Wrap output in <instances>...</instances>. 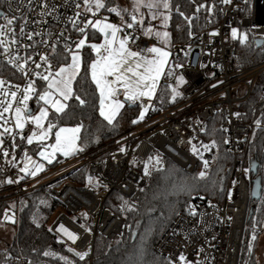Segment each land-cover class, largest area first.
I'll return each mask as SVG.
<instances>
[{
	"label": "built area",
	"instance_id": "built-area-1",
	"mask_svg": "<svg viewBox=\"0 0 264 264\" xmlns=\"http://www.w3.org/2000/svg\"><path fill=\"white\" fill-rule=\"evenodd\" d=\"M79 2L80 11L83 12V0ZM11 3L12 10L2 0V14H24L29 20L26 31L42 32L43 39L48 40L50 45L59 40L61 47H58V51H63L62 45L69 37L71 41L81 38L71 24L67 23V18L76 11L74 0H47L48 10L55 6L56 11L42 18L38 16L41 8L37 0H32V11H27V0H11ZM17 8L20 9L19 12L16 11ZM245 12L248 15L243 17ZM100 15L101 13L98 17ZM40 19L46 22L32 23ZM239 20L251 29L254 41L258 37L264 38V0H248V3L245 0H231L229 4L223 3L217 23L208 20L199 33L191 34L187 41L170 47L172 61L176 60L177 65L182 67H175V73L169 82L176 81L180 76L185 80L178 87V92L181 93L179 99L167 107L160 106L155 99L149 101L142 98L137 101L134 104L140 106V111L142 104L150 105L145 118L107 143L62 159L42 174L27 176L19 183L12 184H8L7 180L11 178L15 181L23 175L19 172L23 165V150L27 149L30 155V148L25 146L17 154L15 150V166L8 164L0 155V173L5 180L4 189L0 190V200L12 198L20 203L26 194L44 188L46 195L58 202V208L49 222V229L75 251L83 252L90 248L89 255L92 257L97 234L113 242L122 238L127 229L126 219L105 205L110 193L116 191L126 198L134 199L148 184L144 166L136 167L132 161L145 164L156 153L171 159L189 174L205 171L202 159L191 153L189 139L195 136L192 143L211 144L213 140L206 138L204 134L218 114L222 118L221 129H227V132L222 133L229 141L226 147L233 157L226 195L218 202L202 194L194 198L189 205L195 207L196 215L189 214V205L178 211L156 242L154 250L165 260L169 256L176 260L183 253L189 261L199 264H242L247 225L254 201L251 151L258 130L264 128V87L250 110L244 104L256 89L258 78L264 71V61L241 68L234 65V45L230 40V33ZM111 21L121 23L117 17L111 18ZM3 22L0 19V23ZM19 24L18 21L17 32ZM214 30L219 35L210 37L209 33ZM61 32L64 33L63 36L59 35ZM34 40L39 41L41 37H34ZM22 43L32 44L33 41L23 40ZM137 43L140 48L156 44L147 37H141ZM17 47L11 45V52L15 53ZM36 50L51 56L50 47L37 44ZM20 54H24L23 48L20 49ZM35 59L39 62L38 56ZM52 63L54 69L58 68L57 58ZM28 67L31 69L33 65L29 64ZM0 79L13 85L18 84L21 88L26 83L21 73L7 63L2 50ZM33 79L36 80L38 92L39 84L44 81L35 77ZM33 99L29 101V107L32 106ZM234 113L241 115L237 117ZM257 120L261 121L259 127ZM197 121L201 123L198 124ZM201 127L206 131H201ZM33 128L31 122L26 124L23 135ZM8 146L9 142L6 141L5 147ZM122 147L125 152L120 151ZM216 153L217 147L203 153V159L209 161V167ZM8 159H11V152ZM244 169L250 171L245 173ZM76 173L82 174L84 182L74 176ZM89 176L93 178L91 183ZM61 223L69 232L77 235L75 241L56 230ZM81 225L92 228L91 232L85 231V227ZM0 264L28 263L17 246L15 252H9L0 259ZM89 264H92V259Z\"/></svg>",
	"mask_w": 264,
	"mask_h": 264
},
{
	"label": "snow or ice",
	"instance_id": "snow-or-ice-1",
	"mask_svg": "<svg viewBox=\"0 0 264 264\" xmlns=\"http://www.w3.org/2000/svg\"><path fill=\"white\" fill-rule=\"evenodd\" d=\"M8 8L12 10L11 0H5ZM76 11L74 15L67 18V23L71 24V27L80 35V39L71 41L70 37L62 45L65 55L61 56V52L58 51V47H61L59 40L56 43L49 44L48 40L43 39V33L39 31H26L29 26V20L24 14L20 15H8L0 14V19L4 22L0 23V50L7 57V63L17 69L21 75L25 78L26 83L21 88L20 85H13L10 82H6L4 79H0V155L3 156L8 164L15 166L16 155L15 149L20 147L17 144V138L19 137L21 142L26 140L27 145H32L34 141L40 142L43 147L39 151V155L49 163L55 157L56 153H62L64 156H69L74 153L83 151L78 147L77 140L79 139L80 127L75 128H59L55 132V142L52 144H43L53 134V129L56 127L51 120H49L48 105L55 110L56 114L64 113L67 108L66 101L70 100L73 96V83L77 79L80 73L83 56L82 49L87 45L92 51L96 53V58L90 63L89 71L91 73V79L95 83L99 90V114L104 118L109 125H113L116 120L120 109L124 107V103L118 99H114L117 93V85L124 89L123 95L127 101L133 104L137 101H141L142 98H147L149 101L155 96L157 90V84L161 76L165 73V68L169 64V57L172 53L166 49V47L151 46L147 48H140L137 41L141 37L152 38L155 37L160 43L167 46L170 44L171 34L164 30L154 28L152 21L160 19L161 27L167 29L171 20L172 4L171 0H132L131 11L126 7L117 5H110L106 0H83V12L80 11L81 4L79 0H74ZM191 3H195V0H190ZM224 4H229L231 0H222ZM29 5L27 11H32V0H27ZM41 10L38 16L41 18L46 15H51L56 11L55 6L51 10H48L49 5L47 0H37ZM248 3V0H245ZM216 5L214 3L202 2L196 4L195 13L192 17L186 16L184 12L180 11L179 6L176 7L177 13L183 17L189 27H191L192 20L196 18V13H200L201 10L205 11L209 15H212ZM142 9H147V15ZM164 9L166 11H161ZM104 10L109 14H114L121 21L120 24L110 22L108 17L99 18L98 14ZM20 11L19 8L16 9ZM91 14V15H89ZM82 17H84L82 19ZM128 17V19H125ZM55 19V18H54ZM147 19V24L145 23ZM19 24V32L16 31V23ZM43 19L34 20L32 23L40 24L45 23ZM95 36L97 33L103 37L102 43H88L89 32ZM191 35V32L189 33ZM51 35V34H49ZM63 36L64 33L59 34ZM219 35L217 30L209 33L210 37ZM41 37V40L36 41L34 37ZM231 36L233 39L239 40L242 44H247L249 36L246 32L241 33L238 29H231ZM23 40L33 41L32 44H24ZM211 42V41H210ZM42 44L45 47H50L51 56L49 53H40L36 50V45ZM11 45H17L15 53L10 50ZM136 50H133V48ZM23 48L24 54H20V49ZM29 49H32L30 52ZM187 56L188 53L186 52ZM39 57V62L35 57ZM60 57L64 61H69L61 64L58 68H53L52 60ZM29 64L33 65L29 69ZM203 66V65H202ZM175 67H182V65H175ZM168 75H172V71L169 70ZM33 77L38 78L40 81L46 82V88L42 92H37L36 80ZM112 79H109V78ZM178 83H184V77L177 78ZM222 83V82H221ZM7 84V86H6ZM216 87V85H213ZM173 101L181 95L175 87L171 89ZM19 93V96H18ZM36 97V106L38 112H34L29 107V101ZM81 104L85 101L79 96H76ZM43 102L41 105L40 102ZM142 110L136 120L132 123H138L145 118L146 113L149 110V106L141 105ZM233 115L239 117L240 113H234ZM58 118V117H57ZM48 120L47 127L44 125V121ZM31 122L35 125L36 130H33L30 135L24 136L23 130ZM198 124L201 122L197 121ZM257 127L260 126L261 121H256ZM38 130V131H37ZM193 131H195L193 129ZM201 131H206L204 127H201ZM221 131L227 132V129H221ZM196 137L193 136L189 139L191 145L190 151L193 155L199 156L203 161L205 171H200L197 176L192 177V180L197 179L204 180L208 176L206 171L209 167V161L203 159V153L211 151L212 148L217 147L216 141L213 140L211 144H204L200 142L199 145L192 143ZM6 141L9 142V146L5 147ZM225 140V143H228ZM50 149V151H49ZM121 152H125L122 147ZM11 152V159H8ZM23 167L19 168V172L23 173L17 180L9 178L8 184L19 183L27 176L36 177L38 173L43 171V164L37 163L28 154L27 149L23 150ZM154 165L156 171H160L162 168V160L159 155L155 157H149L148 161L144 164V174L150 176L151 172L149 165ZM254 166V165H253ZM245 173H248L250 169H244ZM92 177L89 176V183L92 182ZM236 183L235 181L233 182ZM195 185L187 182L180 186V191H185L189 195L195 191ZM223 191V188H220ZM259 194V188L253 193ZM229 199H231V193L229 192ZM122 200L121 210L134 211V205L129 204L127 201ZM13 209L15 205L11 206ZM189 214L196 215L195 207L189 205ZM86 215V214H85ZM15 213L12 212L9 215V210L4 212L3 219L5 221L15 223ZM139 225V222H137ZM81 227H85L81 225ZM131 230L130 225H125ZM58 232H62L68 236L69 239L75 241L78 237L76 234L71 233L65 228L64 224L58 225ZM51 232L52 229L50 228ZM85 231L91 232L90 228L85 227ZM154 229L151 225L145 227L144 232L139 234V243L136 245L135 252L130 255L124 264H147L145 256L147 254V243L152 238ZM175 234V233H174ZM257 235L255 230L251 236V242L248 245L249 251L253 248V243L256 241ZM70 252H74L80 260H85L89 256L91 249L79 252L69 248ZM202 251V249H201ZM45 256H55L56 253L51 251H45ZM155 255V253H153ZM61 260L66 261V264H72L67 261V258L60 256ZM152 264H157L154 260ZM167 264H199V262L189 261L187 257L181 253L176 260H173L171 256L167 258Z\"/></svg>",
	"mask_w": 264,
	"mask_h": 264
},
{
	"label": "trees",
	"instance_id": "trees-1",
	"mask_svg": "<svg viewBox=\"0 0 264 264\" xmlns=\"http://www.w3.org/2000/svg\"><path fill=\"white\" fill-rule=\"evenodd\" d=\"M106 2L110 5L118 4L121 7H125L122 0H106ZM202 2L214 3L216 5L213 14L209 15L201 10L200 13L195 14L196 18L192 20L191 27H189L188 22L177 13L176 7L179 6L180 11L184 12L186 16L192 17L195 13L196 4ZM171 4V20L167 29L171 34L170 46H173L177 43L187 41L190 37V32L191 34L199 33L205 28L208 20L217 23L220 20V9L223 2L222 0H195V3H191L190 0H171ZM0 8H2V0H0ZM101 13L109 14L104 10ZM109 15L111 18L116 17L114 14ZM125 19H128V17H125ZM101 39V34L97 33L93 36L91 31L89 32V44L97 43ZM232 43L234 45L232 61L236 67H247L264 61V42L258 46L253 40L252 32L250 33V40L247 44H242L237 39H234ZM60 52L61 56L65 55L63 51ZM82 56L83 64L77 79L73 83V96L66 102L68 105L67 108L64 113L56 114L55 111H52L49 114V120L53 123H58V125H80L79 147L83 151L74 153L73 155L105 144L114 137L127 131L134 125L132 121L140 113V106L138 104L128 102L116 117L113 125H109L99 114V90L91 79V73L88 67L91 61L95 59V53L86 45L82 49ZM66 62H70V59L69 61H64L62 58L57 57L58 67ZM173 65L174 67L177 65L176 60L173 61ZM263 87L264 71L258 78L256 89L252 96L244 104L246 109L250 110L252 108L259 91ZM44 88H46V82L40 83L38 92L44 90ZM171 89L172 87L167 84L161 86L159 94L155 99L160 106L167 107L171 104ZM76 96H79L85 103L81 104L76 99ZM32 107L33 110L37 108L36 97L32 101ZM221 120L220 115H215L208 130L204 134L206 138L215 140L217 144V160L209 169L206 179L193 181L192 177L197 176L198 173L189 174L171 159L159 155L162 160L161 170L156 171L154 165L151 164V175L148 176V184L137 198L129 199L116 191L110 193L105 205L115 213L124 217L127 225L131 226V230L127 227L125 235L113 242L97 234L92 264H124L128 257L135 252L136 245L139 243V234L143 233L145 227L149 225L152 226L154 232L152 238L146 245L147 254L145 261L147 264H152L154 260L157 264H167V260L155 252L154 246L174 215L178 211L185 209L200 194L212 201L218 202L217 196L222 194L226 189L229 180L228 175L230 174L228 167L233 164V157L226 147V137L221 131ZM27 135L28 133H24V136ZM16 142L20 145V147L15 149L16 153L25 146H29L31 150H35L36 148V145H27L26 140L21 142L18 138ZM251 157L258 162L257 172L253 176L262 177L263 188L260 199L254 200L252 203L247 225L245 252H243L242 257L243 264H258L255 252L253 250L249 251L248 245L254 230L256 235L261 233V226L264 220V128L259 129L256 134ZM61 160L54 162L50 168L56 166ZM74 176L81 182H84L81 173H76ZM185 182L195 185L196 190L191 195L185 191H180V186ZM221 187L223 191H220ZM121 197L129 204L134 205L135 210H121ZM13 204L16 209L14 199L0 200V219L4 216L6 209H12L11 206ZM18 207L19 215L16 237L7 249L0 251V259L9 252H15L18 246L28 264H66V261L61 260L60 256L66 257L67 261L72 262V264H89L90 255L85 260H80L75 253L68 250L69 247L56 234L49 231V222L58 208V202L46 195L44 188H39L26 194L21 199ZM137 222H139V225ZM45 251L54 252L56 255L45 256L43 254Z\"/></svg>",
	"mask_w": 264,
	"mask_h": 264
},
{
	"label": "rangeland",
	"instance_id": "rangeland-1",
	"mask_svg": "<svg viewBox=\"0 0 264 264\" xmlns=\"http://www.w3.org/2000/svg\"><path fill=\"white\" fill-rule=\"evenodd\" d=\"M122 2H124V4H125V7L126 8H128L130 11H131V7H132V0H122ZM142 11H144L145 12V14L147 15V9H142ZM161 11H166V10H164V9H161ZM248 15V13L247 12H245L244 14H243V17L244 16H247ZM105 16H107L108 17V19H109V21L110 22H113V21H111V17H110V15L109 14H107V13H101V15H100V17L99 18H103V17H105ZM242 17V18H243ZM113 23H115V22H113ZM145 23L147 24V19H146V21H145ZM152 25L154 26V28H156V29H159V30H161V31H164V30H166V31H168V29H163L162 27H161V20L160 19H157V20H154V21H152ZM236 29H238L241 33H244V32H246L247 34H248V36H249V40H250V33H251V29L248 27V26H246V25H244L243 23H242V20H239V22H238V24H237V26L235 27ZM169 32V31H168ZM151 39H153L156 43H159L160 45H163L162 43H160L155 37H152ZM230 39L233 41L234 39L232 38V36H231V33H230ZM236 40V39H235ZM248 40V41H249ZM171 45V40H170V44L169 45H167V46H165V45H163V46H165V47H172V46H170ZM172 71H173V74L175 73V67H174V65L172 66ZM43 90H41L40 92H42ZM67 102V101H66ZM41 105H43V102L41 101ZM48 107V109H49V114H50V112H52V111H55L54 109H52L51 108V106L50 105H48L47 106ZM30 108L31 109H33V107L32 106H30ZM34 112H38V108H35L34 109ZM53 123V122H52ZM47 124H48V120H46V121H44V125H45V127H47ZM55 125H56V127L53 129V134L49 137V139L48 140H46V141H44L43 142V144H52V143H54L55 142V132L56 131H58L59 130V128H61V127H64V128H75V127H80V125H58V123H54ZM34 125V124H33ZM80 129H81V127H80ZM33 130H36V128H35V125H34V128H33ZM32 130V131H33ZM31 131V132H32ZM38 131V130H37ZM81 131V130H80ZM31 132H28V135H30L31 134ZM79 137H80V132H79ZM210 139V138H209ZM32 145H36L35 147V150H31V148H30V151H31V154H30V156L32 157V159L33 160H35L37 163H39V164H43V166H44V169H43V171H41L40 173H38L37 175H40V174H42L44 171H46L47 169H49L50 168V166L54 163V162H56L57 160H60V159H64V158H67V157H69V156H71V155H69V156H64L62 153H56L55 154V157L52 159V162L51 163H49L48 162V160H45L43 157H41L40 155H39V151L41 150V148L43 147V145L40 143V142H38V141H34L33 142V144ZM77 145H78V147H79V139L77 140ZM29 147V146H28ZM24 148V147H23ZM20 151H21V149H20ZM20 151H18V153L20 152ZM49 151H50V149H49ZM17 154V153H16ZM73 155V154H72ZM158 154H156V153H154V155L152 156V157H155V156H157ZM216 156H217V153H216ZM216 160H217V157H215V159H214V161H213V163H212V165H214V163L216 162ZM132 163L136 166V167H139V168H141V167H143L144 166V164H141V163H139V162H136V161H132ZM212 165L206 170L207 172L209 171V169L212 167ZM150 166H151V164L149 165V169H150ZM22 167H23V165H22ZM230 168H231V165L228 167V171H229V173L231 174V171H230ZM230 174L228 175V179H230ZM2 175V174H1ZM2 177H3V179H4V176L2 175ZM0 179H1V177H0ZM5 182V180L2 182V183H0V190L1 189H4V183ZM228 182H229V180H228ZM227 185H228V183H227ZM227 185H226V187H227ZM226 193V189L222 192V194H219L218 196H217V200H219V201H222L223 200V198L225 197V194ZM215 195H216V193H215ZM9 199H12V198H9ZM49 200H51L50 198H49ZM15 203H16V209L14 208H12V209H8L9 210V215H11L12 214V212L14 211V213H15V216H14V219H15V222L16 223H11V222H8V221H5L4 219H3V217L0 219V251L1 250H5V249H7L8 248V246H10V244H12L13 243V240H14V238L16 237V231H17V222H18V215H19V211H18V205H19V202H17V201H15ZM54 215V214H53ZM91 230H92V228H90ZM261 233L260 234H258L257 235V239H256V241H254V242H252L253 243V248L251 249V250H253L254 252H255V257H256V260H257V263L258 264H264V220H263V222H262V226H261ZM251 236H252V234H251ZM251 242V238H250V241H249V243ZM244 252H245V250H244ZM1 253V252H0ZM74 253V252H73ZM90 259H93V256L91 257L90 256ZM90 263V262H89ZM243 264V263H242Z\"/></svg>",
	"mask_w": 264,
	"mask_h": 264
},
{
	"label": "crops",
	"instance_id": "crops-1",
	"mask_svg": "<svg viewBox=\"0 0 264 264\" xmlns=\"http://www.w3.org/2000/svg\"><path fill=\"white\" fill-rule=\"evenodd\" d=\"M102 42H103V37H102L101 41H99V42H97V43H102ZM155 46L165 47V46H163V45H160L159 43H156ZM166 49L170 51V47H166ZM133 50H134V48H133ZM94 53H95V52H94ZM95 58H96V53H95ZM172 66H173V61H172V57L170 56V57H169V64L166 66V68H165V73L161 76V78H160V80H159V82H158V84H157L156 94H155V96H154L152 99H156V98H157V96H158V94H159V90L161 89V86H162L163 84H167L168 86L175 87V88L177 89V91H178V87H179V85H180V83H178V80H176V81H174V82H169L170 79L173 77V71H172L173 68H172ZM169 70L172 71V75H168ZM109 79H112V78L110 77ZM116 87H117V93H116V96L114 97V99H118V100H120L121 102L124 103V106H125V104L128 103V102H130V101H127V100L125 99V97H124V95H123L124 89H123L122 87H120L119 85H117ZM171 97H172V95L170 96V103H171V104L174 103V102H176V101L179 99V97H177L176 100L173 101V100L171 99ZM131 103H132V102H131ZM171 104H169V105H171ZM169 105H168V106H169ZM123 108H124V107H123ZM123 108H122V109H123ZM122 109H120V112H121ZM120 112H119V113H120ZM118 115H119V114H118ZM118 115H117V116H118ZM0 177H1V179H0V183H2V182L4 181V179H3L2 175H1V173H0ZM4 183H5V182H4Z\"/></svg>",
	"mask_w": 264,
	"mask_h": 264
},
{
	"label": "water",
	"instance_id": "water-1",
	"mask_svg": "<svg viewBox=\"0 0 264 264\" xmlns=\"http://www.w3.org/2000/svg\"><path fill=\"white\" fill-rule=\"evenodd\" d=\"M0 14H2V10H0ZM255 42L258 46H260L264 42V38L258 37V38H256ZM257 169H258V162L256 159H253L251 162L252 173L255 174L257 172ZM257 187L259 188V194L254 195L253 193L257 191ZM262 188H263L262 177L261 176L253 177L252 178V199L253 200L260 199V197L262 195Z\"/></svg>",
	"mask_w": 264,
	"mask_h": 264
}]
</instances>
